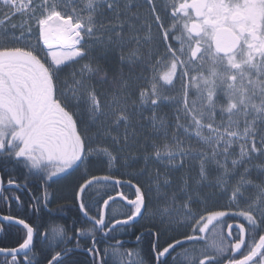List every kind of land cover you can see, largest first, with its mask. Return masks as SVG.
Segmentation results:
<instances>
[{
	"label": "snow or ice",
	"instance_id": "obj_1",
	"mask_svg": "<svg viewBox=\"0 0 264 264\" xmlns=\"http://www.w3.org/2000/svg\"><path fill=\"white\" fill-rule=\"evenodd\" d=\"M10 170L42 194L0 193L4 264H264V0H0ZM57 196L77 220L42 233Z\"/></svg>",
	"mask_w": 264,
	"mask_h": 264
},
{
	"label": "trees",
	"instance_id": "obj_2",
	"mask_svg": "<svg viewBox=\"0 0 264 264\" xmlns=\"http://www.w3.org/2000/svg\"><path fill=\"white\" fill-rule=\"evenodd\" d=\"M12 172V178H19L21 179L22 183H26L25 177L23 174L16 172L15 170H10ZM2 174L3 179L5 182H8L9 176L6 175L4 172H0ZM100 174V173H98ZM30 180V179H27ZM34 181V180H33ZM36 183H39L35 181ZM36 183H26L27 186L24 185L23 189L17 190L14 186H9L7 185L4 188V193L3 196H9V197H14V196H20L21 200L24 203H31L32 202V197L33 196H38L42 194V191L40 190V186L37 185ZM58 185H53L51 189H49L50 193H56ZM123 191L129 195L130 197L132 196V190L130 189H123ZM107 194L115 195V192L110 188V187H104L100 186L97 188H94L92 190L93 195L97 196H103V198H107ZM56 200L58 201L57 203L52 206V203L49 205V209H46L43 213L38 214L44 221L46 228H42L41 231L43 230H49L58 226H62L66 229H70L72 227L71 224H74L77 220V213L75 212L74 206L72 205L71 201H66L63 199H60L58 196L56 197ZM122 204L118 201L117 203L113 204L111 206V209L113 207ZM59 206H63V211L57 210ZM54 209H53V208ZM19 206L16 204L14 200H10L9 202H4L3 200H0V212L2 214H9L10 212H16L19 211ZM50 210V211H49ZM69 216V217H68ZM230 222V221H229ZM37 223H40V220H37ZM144 223V222H141ZM83 224V222H82ZM84 227H89V225L83 224ZM211 233H205V238L204 241H202L203 244H207L206 240H209V236ZM125 237H128L127 234H124L120 237V239H124ZM133 237V236H131ZM180 237V236H178ZM135 240V238L133 237ZM36 244V249L38 250L44 247V245L41 243L39 240H35ZM15 246L16 245V234L15 232H10L9 237L6 239V241L1 240L0 241V246ZM58 250V249H57Z\"/></svg>",
	"mask_w": 264,
	"mask_h": 264
},
{
	"label": "flooded vegetation",
	"instance_id": "obj_3",
	"mask_svg": "<svg viewBox=\"0 0 264 264\" xmlns=\"http://www.w3.org/2000/svg\"><path fill=\"white\" fill-rule=\"evenodd\" d=\"M13 179H16L17 180V182L21 185V189H23L24 188V185H26V183H28V182H33V180L32 179H30V180H26V183H22V181H21V179H17L16 177L15 178H13ZM34 183H36L35 181H34ZM6 184H8V182H6ZM3 193H4V190H3ZM3 193H2V195H3ZM123 211H125V209L121 206V205H116L115 207H113V209L111 210V214L112 215H115L117 218H120V213H122ZM69 217V216H68ZM45 230H43V231H41L42 233L44 232ZM131 231H133V230H129V232H128V234H127V236L129 237V236H132L130 233H131ZM10 234V233H9ZM9 234H5V233H2V232H0V241L1 240H4V241H6V239L9 237ZM68 235H70L69 233H68ZM204 235V237H205V234H203ZM71 236V235H70ZM213 237H212V234H210V236H209V240H206V243H210L211 242V239H212ZM123 241H125V240H127V239H122ZM35 242V241H34ZM161 243H163V241H161ZM201 245H202V242H201ZM15 246H17V245H15ZM0 247H13L12 245H10V246H0ZM100 247L103 249V248H105L106 247V245L105 244H101L100 245ZM199 247V246H198ZM182 249H178L177 250V252L178 253H182ZM34 252H38V250H34ZM182 257V256H181ZM22 258V257H21ZM37 259H39L40 257L37 255V257H36ZM51 257L49 256V259H50ZM85 258H87V257H85L84 255H81L80 256V259H85ZM11 259V257L9 256V257H5L4 255H0V264H4V261L5 260H10ZM182 259H183V257H182ZM169 260H170V262H171V257H169Z\"/></svg>",
	"mask_w": 264,
	"mask_h": 264
},
{
	"label": "bare ground",
	"instance_id": "obj_4",
	"mask_svg": "<svg viewBox=\"0 0 264 264\" xmlns=\"http://www.w3.org/2000/svg\"><path fill=\"white\" fill-rule=\"evenodd\" d=\"M3 180V189L8 185V184H6V182H5V180L4 179H2ZM30 183H34V181L33 182H30ZM37 185H39V183H36ZM53 194H55V190H54V193ZM130 197V196H129ZM131 198V197H130ZM58 201L56 200V198L54 199V202L52 203V206H54V204L55 203H57ZM53 208V207H52ZM54 209V208H53ZM3 215H6V214H3ZM72 226H73V224H71ZM81 226H83V224H82V222L81 223H79V224H76V227H81ZM84 227V226H83ZM45 228H46V225H45ZM44 228V229H45ZM72 228V227H71ZM70 228V229H71ZM70 235H73V233L71 232V231H69L68 232ZM170 235H176V238H180V237H178V235L179 234H177V233H170ZM125 239H127V240H125V244H124V250H135V240L133 239V237H131V236H129V237H125ZM165 239H168V237H164V238H162L161 239V241H164ZM106 245V244H105ZM0 255H3V254H0ZM135 257H133V259H134ZM85 259H87V258H85ZM124 259L127 261L129 258L127 257V256H125L124 257ZM182 260V257H180L178 260H177V264H180V261Z\"/></svg>",
	"mask_w": 264,
	"mask_h": 264
},
{
	"label": "water",
	"instance_id": "obj_5",
	"mask_svg": "<svg viewBox=\"0 0 264 264\" xmlns=\"http://www.w3.org/2000/svg\"><path fill=\"white\" fill-rule=\"evenodd\" d=\"M0 180H2V177H1V175H0ZM3 180H2V184H0V193H2V189H3ZM1 215V214H0Z\"/></svg>",
	"mask_w": 264,
	"mask_h": 264
},
{
	"label": "rangeland",
	"instance_id": "obj_6",
	"mask_svg": "<svg viewBox=\"0 0 264 264\" xmlns=\"http://www.w3.org/2000/svg\"><path fill=\"white\" fill-rule=\"evenodd\" d=\"M179 236V235H178ZM212 240V239H211Z\"/></svg>",
	"mask_w": 264,
	"mask_h": 264
}]
</instances>
